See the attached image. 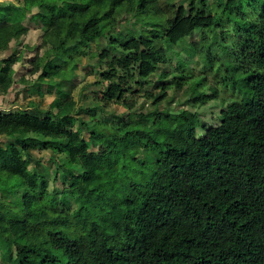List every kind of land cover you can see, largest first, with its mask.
Wrapping results in <instances>:
<instances>
[{
    "label": "trees",
    "instance_id": "1",
    "mask_svg": "<svg viewBox=\"0 0 264 264\" xmlns=\"http://www.w3.org/2000/svg\"><path fill=\"white\" fill-rule=\"evenodd\" d=\"M186 1L0 2V51L28 32L26 19L38 22L42 41L29 75L69 97L62 106L54 99L45 115L32 100L34 111L13 110L7 96L29 79L16 78L21 55L0 59V253L8 262L264 264V0ZM131 15L142 29L127 37L121 22ZM197 32L201 38L188 43ZM105 37L98 83H107L105 103L132 111L143 79L163 64L187 62L182 46L208 57L215 77L234 85L248 104L218 126L200 121L197 112L159 110L169 88H183L175 78L159 81L161 93L148 95L155 110L95 128L75 109L68 84L89 45ZM203 84L193 85L191 103L215 97L199 91ZM100 108L89 110L97 115ZM175 127L185 138L167 143ZM36 148L50 151L52 161L65 155L66 177L80 184L50 189L37 171ZM144 148L154 154L139 158Z\"/></svg>",
    "mask_w": 264,
    "mask_h": 264
},
{
    "label": "rangeland",
    "instance_id": "2",
    "mask_svg": "<svg viewBox=\"0 0 264 264\" xmlns=\"http://www.w3.org/2000/svg\"><path fill=\"white\" fill-rule=\"evenodd\" d=\"M11 1V0H0ZM15 1V0H13ZM213 5L215 0H209ZM178 5H187L186 0H175ZM139 21L133 15L129 16L121 22V27L127 37H129L133 29H142L139 25ZM28 28V32L22 34L19 37H15L10 45L0 51V59L8 58L12 54L21 55L22 60L15 64L16 78L26 76L28 81H25L21 89L15 87L7 96L6 104L11 106L13 110L18 108H24L29 111H34V107L30 106L29 101H34L38 104V107L42 110V115H45L46 111L50 108L54 99H60V105L62 106L69 97L64 94V91L58 92L57 89H51L48 85L50 81L45 80L43 83L36 81V76H30L29 70L31 68V60L37 53V49L41 45V38L43 31L39 28L38 22L26 19L22 24ZM21 25H15L12 27L13 33H16L20 29ZM153 35L156 33L150 29ZM201 38V32H197L193 37L188 38V43L198 41ZM109 47V40L107 37L98 41H94L89 45V53L81 57L80 65L76 70L75 80L68 84V89L72 90V97L76 101L75 109L81 107V116L88 120L93 127L100 129V123L107 121L111 125L112 121H116L117 116L127 117L129 113H133L135 119L139 118L140 113H147L155 110L153 105V99L148 98L150 93L158 95L161 93V87L158 86L159 81H166L169 83L172 79H182L184 86L181 89H177L175 86L167 90L168 96L162 102H160L158 109L166 110L172 114H177L182 110H188L190 112H197L200 121L209 126H218L227 117V114L234 110L239 105H247L248 101L241 94L240 90H235L234 85L230 82L221 81L220 78H216L213 71L210 70L211 65H208V57H202L197 54H188L183 47H178V51L182 53V57L188 59L187 62L179 67L178 60L174 62L161 65L158 70L152 74L149 78L143 79V84L139 93H135L132 98L138 99L137 106L132 110H128L123 106L115 103H105L102 100L103 91L107 86V83L98 84L100 81L101 70L106 68V63H101L99 54L103 52V49ZM177 59V58H176ZM202 79H206L201 81ZM204 83L199 91L206 94H214L215 97L206 100L205 103L193 104L191 98L193 97L192 87L195 83ZM19 86V85H18ZM63 90V89H62ZM101 107L99 113L95 115L89 110L90 107ZM61 106L55 108L58 112ZM98 120V121H97ZM73 124L75 128L79 127V121L74 116ZM96 123L94 124V122ZM98 122V124H97ZM173 136L166 138L167 143H176L178 140L185 138V134L181 129L175 127L173 129ZM204 130L202 128L197 129V136L203 135ZM83 135L88 137L86 131ZM92 150H97V147L92 146ZM35 158L38 160V173L49 181L50 189L57 188L58 190H68L74 185L80 184V179H69L66 177L61 164L65 161L66 156L61 155L59 160H49L51 156L50 151L41 150L36 148L33 150ZM154 151L143 149L138 157L148 158L152 156ZM155 156V155H154ZM153 156V157H154ZM98 163L102 167L108 165L107 160L103 156H99ZM31 168L34 169V163L32 162ZM0 264H11L0 253Z\"/></svg>",
    "mask_w": 264,
    "mask_h": 264
}]
</instances>
